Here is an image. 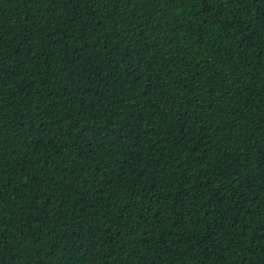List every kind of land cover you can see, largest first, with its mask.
I'll return each instance as SVG.
<instances>
[{
    "label": "trees",
    "instance_id": "obj_1",
    "mask_svg": "<svg viewBox=\"0 0 264 264\" xmlns=\"http://www.w3.org/2000/svg\"><path fill=\"white\" fill-rule=\"evenodd\" d=\"M0 264H264V0H0Z\"/></svg>",
    "mask_w": 264,
    "mask_h": 264
}]
</instances>
